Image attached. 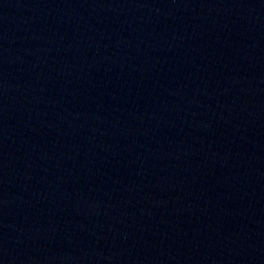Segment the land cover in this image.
Wrapping results in <instances>:
<instances>
[{"label":"water","instance_id":"95a60500","mask_svg":"<svg viewBox=\"0 0 264 264\" xmlns=\"http://www.w3.org/2000/svg\"><path fill=\"white\" fill-rule=\"evenodd\" d=\"M0 264H264V0H0Z\"/></svg>","mask_w":264,"mask_h":264}]
</instances>
